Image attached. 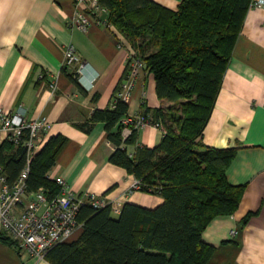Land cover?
Here are the masks:
<instances>
[{
  "label": "crops",
  "instance_id": "obj_1",
  "mask_svg": "<svg viewBox=\"0 0 264 264\" xmlns=\"http://www.w3.org/2000/svg\"><path fill=\"white\" fill-rule=\"evenodd\" d=\"M151 1L170 10L180 2ZM74 13V0H0V106L21 108L28 119L45 118L43 145L52 136L65 138L48 173L63 179L70 191L102 194L118 209L125 203L153 209L163 198L130 191L134 176L109 162L113 148L104 124L86 125L93 111L109 107L135 48L112 24L78 28L72 24ZM68 45L84 65L77 82L68 76L77 74L76 67L64 64ZM143 101L151 115L165 105L156 96L153 76L144 72L126 102V114L141 112ZM162 134L146 126L127 150L156 147ZM201 141L234 148L225 176L229 184L243 186L236 209L213 218L202 232V240L215 248L208 264H264V6L248 7L244 14ZM81 232L82 227L67 242ZM0 264L49 263L0 241Z\"/></svg>",
  "mask_w": 264,
  "mask_h": 264
},
{
  "label": "trees",
  "instance_id": "obj_2",
  "mask_svg": "<svg viewBox=\"0 0 264 264\" xmlns=\"http://www.w3.org/2000/svg\"><path fill=\"white\" fill-rule=\"evenodd\" d=\"M98 2L108 10L107 23L134 46L145 72L154 78L156 96L165 105L151 115L143 101L140 113L159 122L163 136L156 147H136L133 157L119 149L127 103L115 94L109 107L93 111L86 125L102 122L114 146L109 162L139 180L141 192L161 196L163 202L153 209L125 203L117 214L110 206L96 210L82 205L79 238L59 243L44 259L49 264H208L215 248L202 240V232L213 218L236 209L243 186L229 184L225 176L234 148L206 146L201 136L251 0H180L174 10L151 0ZM68 76L77 82L76 75ZM136 137L133 131L127 146ZM65 143L63 136H52L33 156L28 191L56 193L45 175ZM25 160L21 147L0 148L9 182ZM0 241L14 243L2 235Z\"/></svg>",
  "mask_w": 264,
  "mask_h": 264
},
{
  "label": "built area",
  "instance_id": "obj_3",
  "mask_svg": "<svg viewBox=\"0 0 264 264\" xmlns=\"http://www.w3.org/2000/svg\"><path fill=\"white\" fill-rule=\"evenodd\" d=\"M263 6L264 0H251L249 5ZM74 12L72 24L82 30L92 24L108 26L106 21L108 10L98 0H74ZM64 64L76 67L78 74L76 79L80 78L84 65L71 45L64 50ZM143 72L146 73L144 62L135 50L128 57V71L115 93L116 98L127 102ZM38 78L42 79L43 75H38ZM94 81L95 77L90 84L92 85ZM120 125L121 144L118 148L126 150L129 157H133L134 152L127 150L125 140L133 131L146 126L162 129L159 122L152 123L149 117H144L140 112L126 114L120 119ZM47 128L48 123L43 117L28 119L26 111L21 108L14 112L0 106V148L5 144L13 148L21 147L25 149L26 158L24 167L12 182L7 180L0 165V236L10 238L19 251L38 260L44 259L46 253L54 246L67 242L76 230L82 227V223L77 220L82 205H89L96 210L110 206L115 214L120 211V208L114 207L113 202L102 194L76 195L69 190L63 179H55L49 173L45 177L55 184L54 195L49 196V192L43 188L28 191L29 164L42 148L41 137ZM110 146L114 149L113 145ZM140 186V181L134 179L130 191H140Z\"/></svg>",
  "mask_w": 264,
  "mask_h": 264
}]
</instances>
